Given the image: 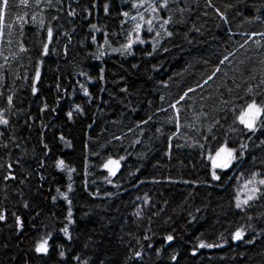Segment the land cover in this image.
<instances>
[{
  "label": "trees",
  "instance_id": "1",
  "mask_svg": "<svg viewBox=\"0 0 264 264\" xmlns=\"http://www.w3.org/2000/svg\"><path fill=\"white\" fill-rule=\"evenodd\" d=\"M135 2L16 0L0 22V264H264V197L235 206L240 178L264 179V127L238 120L264 104V0H167L159 45L114 52Z\"/></svg>",
  "mask_w": 264,
  "mask_h": 264
},
{
  "label": "snow or ice",
  "instance_id": "2",
  "mask_svg": "<svg viewBox=\"0 0 264 264\" xmlns=\"http://www.w3.org/2000/svg\"><path fill=\"white\" fill-rule=\"evenodd\" d=\"M19 2H20L21 5H24L25 7L28 6V0H19ZM57 2L59 3V2H61V0H57ZM37 3H39V0H37ZM48 3L51 4L52 0H48ZM11 5H12V7H10V0H0V22H3L5 16L7 14L11 13L12 9L16 5V0H11ZM133 6L137 7V5H133ZM150 7H151L152 12H156L158 10V8L159 9L166 8L167 7V0H164L163 3H160L159 0H153V3L150 5ZM105 11L107 12V6H105ZM69 15H74V12H69ZM123 15L124 16H129L130 14L125 12V13H123ZM222 18H223V16H222ZM131 19L135 20V16H132ZM141 19H144L142 14H141ZM146 23L149 25L148 31H152V28H151L152 20H147ZM168 23H169V21L167 19H165V20H163V24L161 26L166 25ZM9 27H11V25H9ZM92 27L94 29H96L95 25H93ZM140 27H141L140 24L136 25L137 29H139ZM96 30L99 31V29H96ZM2 35H3V33L0 32V36H2ZM169 35H171V33H169ZM259 35H264V33H260ZM47 36H48L49 42H51V38L53 36V30H52L51 27H49L47 29ZM94 42H95V40H94ZM105 44H108V40L107 39L105 40ZM131 47H132L131 43H128V44L122 45L121 48H114V49H112V51H114V52L115 51H120L122 53L123 52H128V50L131 49ZM241 47H243V45H241ZM21 51H25L23 46H21ZM48 54H49L48 44H44L41 55H48ZM128 54H131V53L129 52ZM103 55H104L103 50L102 49H98L97 58H100ZM5 59H7V57H5ZM227 59H228V57L225 56L224 60H222L221 63H224V61L227 60ZM217 71H219V69H217ZM39 76H40L39 69H37V71L35 73L34 80L38 81L39 80ZM101 79H103L102 75H101ZM211 79H212V76H209L208 80H211ZM208 80H205V83H207ZM191 91H193V89L190 88L188 90V92H191ZM249 91H251V89H249ZM35 92H36V88H35V86H33V93L35 94ZM188 92H185L184 95L181 96L179 100H177L176 104H172V105H170V107L176 109V105L179 104L181 100H183L185 97L188 96ZM84 94L86 96L89 95L87 88H84ZM8 101L11 104L12 98L8 97ZM76 110L79 111V106H77ZM176 111H177L176 121H177V125L179 126L178 122H179V112H180V110L176 109ZM67 115H68L69 118H72L73 112L69 111L67 113ZM262 116H264V104L258 105L257 102L255 101V99H253V101L251 103L247 104L246 108L242 111V114L240 116V123L244 124L245 127H247L250 131H255L258 126L259 127H264V119H261ZM245 117H248V118L246 119ZM8 123H9L8 120L7 119H3V114L0 113V124L7 125ZM142 123H147V121H143ZM5 147H6V145H5ZM242 147H244V146L242 145ZM220 151L223 152V151H225V149H221ZM217 155H220V153L218 152ZM228 156L232 157L233 156V152L229 151L228 152ZM120 159H123V157H121ZM112 164L118 165L119 164V160H115L114 161V160L109 159L108 162L104 166H105V168L109 169V172L112 175H115V172L109 167V165H112ZM224 166L226 167L227 164H225ZM57 167H59V168H61L63 170L65 168L64 161L63 160L59 161L58 164H57ZM9 178L15 179L14 176L9 177ZM213 179L219 180L220 177L218 175H216L215 173H213ZM257 184L260 185V186H264V179L257 180L256 176H253L252 179L248 180L244 184V188L246 190H248V192L251 193V194H249L247 196V199H245L243 201H240L238 199L237 203H236V207L237 208H241L242 204L248 205L250 201H253L255 199H259L261 197H264V190H262V188H260V187H257ZM68 190L71 191V185H69V189ZM57 191L59 192V189H57ZM61 195L64 196V199H66V200L68 199V196L66 194L61 193ZM69 203H70V201H69ZM25 207H27V204H25ZM71 215H72L71 210H69V213H68L69 218H71ZM137 215H139V213H137ZM4 219H5V216L2 213H0V221H2ZM17 223L18 224L20 223L19 217H17ZM64 232L67 235L68 229L65 228ZM243 237H244L243 229L238 230V231H236L233 234V239L237 240V241L242 240ZM166 239H167V241L171 242L173 240V236L169 235V236H167ZM47 243H48V241L45 239L42 243L38 244V246L35 248L36 253H45L46 254L47 251H48ZM246 243H252V241L248 240V241H246ZM199 247H201V248L209 247L210 248V247H213V245L212 244H205V243L201 242ZM61 255H63V253H61ZM135 255H136L137 258L140 257V253L139 252H137Z\"/></svg>",
  "mask_w": 264,
  "mask_h": 264
},
{
  "label": "rangeland",
  "instance_id": "3",
  "mask_svg": "<svg viewBox=\"0 0 264 264\" xmlns=\"http://www.w3.org/2000/svg\"><path fill=\"white\" fill-rule=\"evenodd\" d=\"M160 3H163L164 0H159ZM153 3V0H136L134 5H137V7H134V11L129 15L126 16L127 21L129 22V24L132 26V33H131V38H130V42L132 47H135L139 44H145L147 42H151L153 44H155V46L159 45L161 40L158 42L159 38H161V36H163V31L165 28V25L161 26L163 24V21L161 19H159L155 13H157L159 11V8L156 12H152L150 5ZM141 14L143 15L144 19H141ZM132 16H135V20L131 19ZM147 20H152V24H151V28L152 31H148L149 25L146 23ZM140 24L141 27L139 29L136 28V25ZM102 28H99V34H102ZM155 40L158 43L153 42L152 40ZM99 47L100 49H105L106 44H105V40L103 37L100 38L99 40ZM242 114V113H241ZM238 117V120L240 122V116ZM246 119L248 117H245ZM222 149H225V151L221 152L220 150L218 151L220 153V155H217L218 152H216L212 157H211V163H212V167L214 171L217 170H224L227 169L231 163L233 162V156L229 157L228 156V152L231 151L230 149L224 147ZM115 161V160H114ZM120 164V163H119ZM119 164H112L109 165V167L116 173V171L119 168ZM227 164V166L225 167L224 165ZM105 168V166H104ZM108 172L109 175H112L109 172L108 168H105ZM253 177V176H252ZM252 177H247V178H240L237 182L236 185V196H235V206L237 203V200L239 199L240 201H243L245 199H247V196L251 193L248 192V190H246L244 188V184L252 179ZM257 180H259V178L256 177ZM251 187V186H250ZM257 187L262 188V190H264V186H260L257 184ZM251 202V201H250ZM246 205L242 204L241 208H237L238 210H242L244 209Z\"/></svg>",
  "mask_w": 264,
  "mask_h": 264
}]
</instances>
